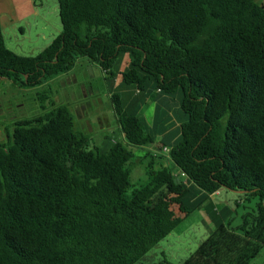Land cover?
Listing matches in <instances>:
<instances>
[{"label":"trees","instance_id":"1","mask_svg":"<svg viewBox=\"0 0 264 264\" xmlns=\"http://www.w3.org/2000/svg\"><path fill=\"white\" fill-rule=\"evenodd\" d=\"M57 1L62 32L35 57L7 48L0 21V80L35 88L84 60L113 84L128 55L122 82L139 92L130 102L111 93L122 137L110 145L91 148L73 112L45 93L52 108L0 141V264H138L222 189L251 211L234 231L208 207L216 229L182 264H250L264 249V4ZM155 91L169 110L179 95L177 138L158 127V112L152 127L139 116ZM156 137L177 170L149 151V180L137 187L133 148Z\"/></svg>","mask_w":264,"mask_h":264},{"label":"rangeland","instance_id":"2","mask_svg":"<svg viewBox=\"0 0 264 264\" xmlns=\"http://www.w3.org/2000/svg\"><path fill=\"white\" fill-rule=\"evenodd\" d=\"M44 5L39 10V27L24 25L25 36L19 32H7L5 44L8 49L24 57H35L41 53L52 41L62 32V23L59 15V4L57 0H42ZM264 4V0H257ZM36 18V17H35ZM18 26V25H17ZM41 32L42 35H37ZM129 57L124 55L118 61L115 82L109 83L106 74L97 66L87 65L80 60L77 66L68 74L58 77L43 86L35 88H22L14 85L12 81L0 80V141L5 142L12 134L14 124L24 119H32L52 108L50 100L41 102L43 93L52 98L55 105L67 106L75 116L76 128L91 138V148L104 147L111 142L121 139L120 125L111 100V93H117L128 102L137 96L138 90L133 86H127L122 82L120 72L128 68ZM92 67L90 69L89 67ZM153 93V92H152ZM142 106L140 117L149 126L154 125L156 112L157 125L159 128L167 129V132H175V138L180 134L178 128L183 122L179 95L169 98L170 110L167 106L159 105L151 97ZM157 100V99H156ZM163 111L166 114L163 116ZM163 120V121H162ZM108 124V125H107ZM107 125V126H106ZM151 146L133 148L135 158L131 165L132 183L137 187L148 183L147 170L150 157L145 156L151 153L162 156L159 162L167 164L176 172V168L169 164L167 155L160 154L163 145L158 142L161 137ZM155 151V152H154ZM239 203V206L238 204ZM218 214H223L218 220L227 228L234 231L242 224V217L251 211V205L244 202V197L239 193L226 189L220 190L217 194L211 195L199 209L193 211L183 222L165 239L160 241L149 251L138 264H155L166 259L171 264H182L216 229L209 208ZM172 208L177 216H181L179 206L172 197ZM250 264H264V249L261 254Z\"/></svg>","mask_w":264,"mask_h":264},{"label":"crops","instance_id":"3","mask_svg":"<svg viewBox=\"0 0 264 264\" xmlns=\"http://www.w3.org/2000/svg\"><path fill=\"white\" fill-rule=\"evenodd\" d=\"M43 5L44 3L42 0H0V21L3 36H5L7 32L13 31L19 32L22 36H25V29L23 26L32 25V19L35 22V26L38 28L40 15L39 10H41V7ZM37 35L40 36L42 34L40 32ZM167 135H169L170 138L174 139L175 132H168ZM158 142H161V140H159Z\"/></svg>","mask_w":264,"mask_h":264},{"label":"built area","instance_id":"4","mask_svg":"<svg viewBox=\"0 0 264 264\" xmlns=\"http://www.w3.org/2000/svg\"><path fill=\"white\" fill-rule=\"evenodd\" d=\"M169 151H170V149L167 148V147H166L165 150H164L165 153H169Z\"/></svg>","mask_w":264,"mask_h":264},{"label":"water","instance_id":"5","mask_svg":"<svg viewBox=\"0 0 264 264\" xmlns=\"http://www.w3.org/2000/svg\"><path fill=\"white\" fill-rule=\"evenodd\" d=\"M89 68H90V69H92V67H91V66H90Z\"/></svg>","mask_w":264,"mask_h":264}]
</instances>
